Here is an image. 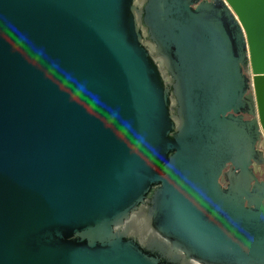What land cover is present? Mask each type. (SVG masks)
Instances as JSON below:
<instances>
[{
	"label": "water",
	"instance_id": "water-1",
	"mask_svg": "<svg viewBox=\"0 0 264 264\" xmlns=\"http://www.w3.org/2000/svg\"><path fill=\"white\" fill-rule=\"evenodd\" d=\"M262 162L264 0H0V264H264Z\"/></svg>",
	"mask_w": 264,
	"mask_h": 264
},
{
	"label": "flooded vegetation",
	"instance_id": "flooded-vegetation-1",
	"mask_svg": "<svg viewBox=\"0 0 264 264\" xmlns=\"http://www.w3.org/2000/svg\"><path fill=\"white\" fill-rule=\"evenodd\" d=\"M244 118H245V119H249L250 116L247 115V114H245V115H244ZM228 169H229V168H226L225 171L228 170ZM256 174H257V176H258V178H259L260 180H264V162H262V163L260 164L259 169L257 170ZM227 183H228V181H227L226 178L224 177V180L222 181V184H223L224 186H226Z\"/></svg>",
	"mask_w": 264,
	"mask_h": 264
}]
</instances>
